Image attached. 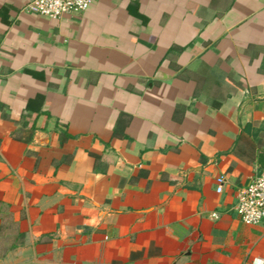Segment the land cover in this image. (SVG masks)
Segmentation results:
<instances>
[{
  "label": "crops",
  "instance_id": "crops-1",
  "mask_svg": "<svg viewBox=\"0 0 264 264\" xmlns=\"http://www.w3.org/2000/svg\"><path fill=\"white\" fill-rule=\"evenodd\" d=\"M0 0L1 264H264V0ZM223 177L220 192L215 179Z\"/></svg>",
  "mask_w": 264,
  "mask_h": 264
},
{
  "label": "built area",
  "instance_id": "built-area-1",
  "mask_svg": "<svg viewBox=\"0 0 264 264\" xmlns=\"http://www.w3.org/2000/svg\"><path fill=\"white\" fill-rule=\"evenodd\" d=\"M97 0H29L24 6L28 13L49 17L60 18L84 11ZM216 192L221 191L223 177L215 179ZM234 211L241 223L254 226L264 225V171H261L252 182L241 189L236 197Z\"/></svg>",
  "mask_w": 264,
  "mask_h": 264
},
{
  "label": "rangeland",
  "instance_id": "rangeland-1",
  "mask_svg": "<svg viewBox=\"0 0 264 264\" xmlns=\"http://www.w3.org/2000/svg\"><path fill=\"white\" fill-rule=\"evenodd\" d=\"M14 234L5 233L0 236V255L13 243ZM1 264V262H0Z\"/></svg>",
  "mask_w": 264,
  "mask_h": 264
},
{
  "label": "water",
  "instance_id": "water-1",
  "mask_svg": "<svg viewBox=\"0 0 264 264\" xmlns=\"http://www.w3.org/2000/svg\"><path fill=\"white\" fill-rule=\"evenodd\" d=\"M257 165L262 171H264V153H259L257 155Z\"/></svg>",
  "mask_w": 264,
  "mask_h": 264
}]
</instances>
